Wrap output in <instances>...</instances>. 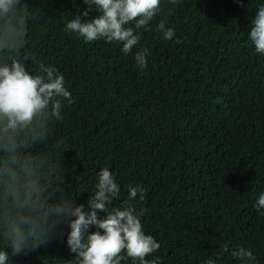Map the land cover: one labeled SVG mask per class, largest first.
I'll list each match as a JSON object with an SVG mask.
<instances>
[{"label":"trees","instance_id":"16d2710c","mask_svg":"<svg viewBox=\"0 0 264 264\" xmlns=\"http://www.w3.org/2000/svg\"><path fill=\"white\" fill-rule=\"evenodd\" d=\"M264 0H160L129 54L119 42H85L66 30L84 0H16L0 14V65L32 74L51 66L72 103L7 128L0 116V251L5 264H77L66 243V204L91 198L108 168L119 186L109 205L143 211L158 264H241L243 246L264 264V55L249 38ZM91 20L98 15L89 6ZM171 28L164 38L158 30ZM147 49V68L135 55ZM144 198L129 201V187ZM104 216L105 213H98ZM95 231V227L91 229ZM21 240V252L13 242ZM227 245L229 251H221ZM121 264H139L131 258Z\"/></svg>","mask_w":264,"mask_h":264},{"label":"clouds","instance_id":"9594fccd","mask_svg":"<svg viewBox=\"0 0 264 264\" xmlns=\"http://www.w3.org/2000/svg\"><path fill=\"white\" fill-rule=\"evenodd\" d=\"M16 0H0V14H7ZM175 2V0H173ZM87 9L66 25V30L82 37L85 42L104 40L108 43L119 42L122 52L129 54L138 45L140 36L136 30L148 29L149 22L160 12V0H84ZM89 6H95L98 15L91 20H82L89 15ZM158 30L164 38L171 40L175 32L161 21ZM249 38L255 51L264 55V6L257 10L252 21ZM148 50L141 49L135 55V61L141 68H147ZM72 103L71 93L65 87V78L55 67L40 66V74L29 72L18 58L11 65H0V116L7 118V128L31 124L34 118L50 113L56 120L61 119L62 99ZM119 186L108 168L98 173V182L88 200V210L83 204H66L63 215L71 217L66 243L69 250L76 254L77 264H121L131 258L139 264H158L156 259L148 260L150 254L160 248L153 236L143 231L141 217L143 211L137 212L134 207L126 205L112 208V200L119 195ZM144 198V189L137 185L129 187V201ZM257 210L264 209V194L256 202ZM105 213L99 216L98 213ZM264 214V213H262ZM95 227V231L91 229ZM13 251L21 252V240L13 242ZM221 251H229L223 245ZM232 257L241 264H253L256 257L249 248L236 246L231 249ZM8 259L6 252L0 251V264ZM220 256L216 257L219 260ZM209 259L206 264H216Z\"/></svg>","mask_w":264,"mask_h":264}]
</instances>
